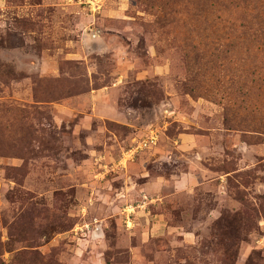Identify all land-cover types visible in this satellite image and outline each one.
Instances as JSON below:
<instances>
[{
  "label": "rangeland",
  "instance_id": "374dc122",
  "mask_svg": "<svg viewBox=\"0 0 264 264\" xmlns=\"http://www.w3.org/2000/svg\"><path fill=\"white\" fill-rule=\"evenodd\" d=\"M0 264H264V0H0Z\"/></svg>",
  "mask_w": 264,
  "mask_h": 264
},
{
  "label": "trees",
  "instance_id": "16d2710c",
  "mask_svg": "<svg viewBox=\"0 0 264 264\" xmlns=\"http://www.w3.org/2000/svg\"><path fill=\"white\" fill-rule=\"evenodd\" d=\"M260 24V23H259ZM260 29V31H263V29H262V27L261 28H259Z\"/></svg>",
  "mask_w": 264,
  "mask_h": 264
}]
</instances>
